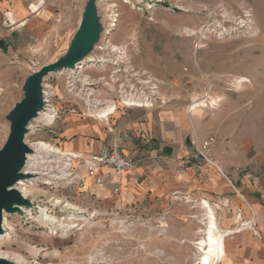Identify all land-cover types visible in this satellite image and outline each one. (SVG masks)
<instances>
[{"label": "crops", "instance_id": "crops-1", "mask_svg": "<svg viewBox=\"0 0 264 264\" xmlns=\"http://www.w3.org/2000/svg\"><path fill=\"white\" fill-rule=\"evenodd\" d=\"M73 2L0 0V138L10 131L9 115L24 96L26 79L42 67L33 69L45 52L48 36L68 26ZM162 78V104L157 107H124L117 103V114L109 117L111 124L105 128L88 122L92 118L83 114H77L78 119L72 117L75 114L64 118L66 125L60 138L65 151L89 154L117 146L122 155L135 161V167L118 183L109 166L97 170L100 184L87 177L81 167L80 178L61 187L69 193L64 198L78 201L77 208L89 204L81 211L119 212L143 221L168 214L171 224L165 228L169 239H156L154 244L170 250L191 232L188 226H176L184 216L183 209L196 203L202 213L207 202L216 215L212 206L217 202L226 209L229 220L223 227L230 231L229 237L225 236L226 250H231L227 264H264V127H259L256 118L245 119L236 113L234 105L189 110L186 105L193 96L201 97L199 86L203 80L198 66L187 73L173 70ZM185 78L189 86L180 85ZM217 78L214 75L212 80ZM208 137H213V143L209 158L204 160L198 149ZM181 159L189 161L183 172L177 167ZM116 185L120 192L113 196ZM247 221L255 224L252 229L246 228L244 237V230L237 233L236 229ZM135 233L138 239L149 238L144 226L137 227ZM132 262L142 263L141 258Z\"/></svg>", "mask_w": 264, "mask_h": 264}, {"label": "rangeland", "instance_id": "rangeland-1", "mask_svg": "<svg viewBox=\"0 0 264 264\" xmlns=\"http://www.w3.org/2000/svg\"><path fill=\"white\" fill-rule=\"evenodd\" d=\"M87 1L75 0L73 2V14L68 26L64 28V31L48 36L45 42V52L37 58L33 69L54 62L65 54L78 27L80 16L82 12L84 13ZM130 1L97 0L96 14L98 23L101 28L105 29L108 28L111 18L108 15L117 14L115 27L110 28L107 36L113 44L126 45L130 61L135 69L145 71L160 80L161 87L162 76H168L170 71L180 69L182 73H187L191 67L198 66L203 80L199 86V94L202 96L204 91L209 90L210 102L216 105L209 109H222L228 105H234L236 113L245 119L256 118L259 127H264V0ZM248 26H258L259 30L255 32ZM186 30L197 33L188 36L190 32ZM133 31H136V39L130 42ZM103 35L100 31V38ZM93 46L90 52L93 51ZM90 52L87 54L89 58L92 56ZM60 71L49 74L42 82L53 87L54 95L50 100L58 111L57 118L53 122L40 120L39 116L33 118L31 121L33 128L25 136L29 152L36 149L33 154L38 157L45 156V151L50 147L60 151L52 157H59L62 151H65L61 148L63 139L60 138V133L66 125L64 118L68 114H75L72 117L78 119L77 114H82L81 102L66 93L64 75L60 74ZM214 75L218 76L217 80H212ZM238 78L240 82L237 81ZM187 79L180 81V85L189 86L190 82ZM193 98L198 99L199 95ZM191 101L192 99L189 103ZM201 103L208 105L206 101ZM195 108L196 106H193L190 110ZM103 112L95 115L93 120L87 119L88 122L94 121L101 128L110 125L109 120L98 121L99 118L105 120ZM116 114L115 108L110 116ZM88 126L89 124L86 123V127ZM8 132L6 130L2 134L0 148L7 140ZM120 135L123 136L122 132ZM40 142L47 143L50 147L38 148ZM65 152L81 153L78 150L68 149ZM26 169L25 166L22 169L25 174H27ZM32 171L33 175L17 184L19 188L26 190L25 198L29 205L22 206V209L13 213L4 212L5 228L9 236L0 239V253H8L11 264L81 263L85 256L97 246L94 239L97 229L89 228L90 222L100 225L107 218L108 223H115V218L113 216L92 217L85 223L84 216L86 215L80 214V208L90 207L89 204L84 203L85 206L77 208L75 206L79 205L78 201L69 197L64 198L66 194H69L65 193L66 190L46 184L45 167ZM190 205L193 207L183 209L184 216L176 223L179 228L189 227L191 232L188 238L179 239L176 247L170 250L155 245V240L162 239V237L152 234L145 240L147 251L151 255L139 253L129 261L118 264H135L132 262L135 258H141L142 263L140 264H198L196 258L200 251L196 242L201 236L199 230L205 226L202 223L198 205L196 203ZM212 207L216 212L215 216L217 222L220 223L219 226L227 231V228H223L229 222L226 209L219 206L217 202ZM86 211L91 212L90 210L84 212ZM44 214L45 219L41 220ZM46 215L58 221L50 222ZM159 220L164 226L168 227L171 224L168 214ZM156 221L152 217L146 222L159 224ZM83 222L84 227L77 230L74 225H80ZM142 222L141 220L135 222L132 230L135 232L137 227L142 226ZM247 222L240 223L236 229L237 233L244 230V237H247L246 228L248 227H245ZM70 225L74 228L64 232ZM47 227L54 228V230H48ZM253 227L254 225L250 229ZM145 230L147 231L146 228ZM227 232L230 235V231ZM109 235L116 237L115 234L109 233ZM166 238V240L169 239L167 233ZM226 251V260L218 264H227L228 253L231 250Z\"/></svg>", "mask_w": 264, "mask_h": 264}, {"label": "built area", "instance_id": "built-area-1", "mask_svg": "<svg viewBox=\"0 0 264 264\" xmlns=\"http://www.w3.org/2000/svg\"><path fill=\"white\" fill-rule=\"evenodd\" d=\"M109 19L108 28H102L103 37L98 38L97 43L93 46L92 56L88 61L84 58L76 64L74 68H66L60 71L64 75V88L67 94L75 97L81 102L82 114L86 117L93 118L100 114L107 105L113 104V109L116 104L120 103L124 107H142L154 108L162 104L160 96V80L149 75L145 71H139L132 65L126 45H117L111 43L109 37L110 28L115 27L117 14ZM136 31L132 32L130 38L133 42ZM90 52V53H91ZM43 91V107L42 110L47 113L45 120L53 122L57 118L58 111L53 107L50 98L54 95L53 87L50 84L42 83ZM206 101L208 105H203L201 102ZM210 91L206 90L198 99H193L189 105L191 107H208L214 108L216 105L211 103ZM112 111V110H111ZM39 115V119H40ZM42 120V119H40ZM28 126L27 133L31 130ZM26 133V135H27ZM126 136V134H125ZM213 143V137H208L198 149V155L207 160L209 158V148ZM47 149L45 151V160H55L45 164V183L49 186L62 187L65 184L74 182L79 179V169L83 167L87 177L93 179L95 184L101 183V178L97 174V170L102 166L112 168V176L116 183L119 182L122 175L132 170L135 167V161L127 156L122 155L117 146L110 149H101L94 153L85 154L79 157H74L62 151L59 157L53 158L52 155L60 153H51ZM41 157V156H40ZM80 160L75 166L74 160ZM25 159V167L26 165ZM189 161L181 159L178 162V170L183 172L187 169ZM28 168V167H27ZM120 188L118 185L112 189V195H118ZM49 209V208H48ZM84 214L85 223L92 217H109L115 218V223H108L107 218L100 225L90 222L89 228L97 229L94 234V239L97 246L92 252L88 253L79 264H118L123 261H129L136 254L145 255L149 253L146 247V239H138L136 234H130L135 222L139 218L129 217L115 213H101L91 211L89 213L81 211ZM83 218V216H79ZM161 219V218H160ZM143 221V220H141ZM159 224H150L143 221L142 226L147 229L148 237L154 234L156 237L166 239V228L160 220L156 221ZM84 222L80 225L75 224L77 230L84 227ZM117 223V224H116ZM254 225L249 221L245 227L251 228ZM72 225L67 226L64 232L68 231ZM48 230L51 227H47ZM55 232V231H54ZM115 234L116 237L110 236L109 233ZM135 233V232H134Z\"/></svg>", "mask_w": 264, "mask_h": 264}, {"label": "water", "instance_id": "water-1", "mask_svg": "<svg viewBox=\"0 0 264 264\" xmlns=\"http://www.w3.org/2000/svg\"><path fill=\"white\" fill-rule=\"evenodd\" d=\"M96 1H87L80 25L65 54L42 66L26 79L23 85L24 96L9 115L10 131L0 148V234L3 233V213H13L18 211L17 206L29 205L28 200L13 186L18 180L30 177L22 172L26 153L30 151L24 140L32 119L43 107L42 82L49 74L79 63L90 52L102 29L96 14ZM0 264L8 262L0 258Z\"/></svg>", "mask_w": 264, "mask_h": 264}, {"label": "bare ground", "instance_id": "bare-ground-1", "mask_svg": "<svg viewBox=\"0 0 264 264\" xmlns=\"http://www.w3.org/2000/svg\"><path fill=\"white\" fill-rule=\"evenodd\" d=\"M124 2H131L130 0H124ZM109 6V5H108ZM111 6H115V4H111ZM113 12V10L111 11ZM109 17H114L112 14L108 15ZM250 16V15H249ZM250 21V20H249ZM249 29H252L255 32H258V26H248ZM190 33H188V36H192L195 35V31L193 32L192 30H186ZM205 38V37H203ZM90 58L89 56H85L84 61H88ZM76 67V65L70 66V68ZM238 82H240V78L237 79ZM113 104H110V106H108L107 109H103V114L105 116V120L104 119H98L99 122L102 121H108L109 117H110V113L111 110L114 111L115 109H113L112 107ZM40 116V119L45 121V116H47V113L45 111H43L42 109L37 112V116ZM35 127V126H34ZM33 126L30 124L29 129H32ZM26 141V140H24ZM42 147H50L49 145L47 146V143L44 142H40L39 143V147L38 148H42ZM50 150H48L51 153H58L59 150H54L52 147L48 148ZM36 151V149H34L31 152L26 153V165H27V169H26V173L28 175H33V169H39L40 167H45V164H47L48 162L51 161H55V160H50L47 161L45 160V156H35V154H33ZM73 152V151H72ZM80 152V151H79ZM66 154L63 153V155H71L74 157H79L82 155H85L83 152L81 153H71V152H65ZM79 162L78 159L73 161V165H77ZM22 183V180H18L15 184H14V188L17 189L19 192L22 193L23 197H26V190L21 189V187L19 188L17 186V184ZM205 205L207 206V208L202 211L201 216H202V223L205 226L204 228L200 229L199 232H201V236L198 238V242H196L199 245V256L198 258H196V260L198 259V264H218L220 262H224L226 259V247H225V236L228 235L229 233H227L226 231L224 233H222L223 230H221L218 227V223L216 220V216L213 213V211L211 210V208L208 206V203L205 202ZM22 206H17V209H22ZM42 218V217H41ZM46 218L50 221V222H57L58 220L55 219L54 217H50L48 215H46ZM45 219V214H44V218H42L41 220ZM2 228H3V233L0 234V239L4 236H9V233L6 232V228H5V215L3 213V222H2ZM244 228V227H243ZM237 232V231H236ZM199 234V233H198ZM0 258H4L8 264H11L9 262V255L6 252H1L0 253ZM195 260V261H196ZM23 261V260H22Z\"/></svg>", "mask_w": 264, "mask_h": 264}]
</instances>
